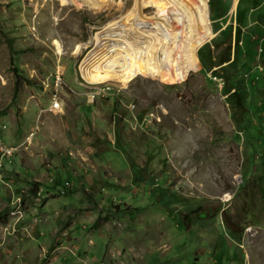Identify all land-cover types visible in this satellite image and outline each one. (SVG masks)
I'll list each match as a JSON object with an SVG mask.
<instances>
[{
    "label": "rangeland",
    "instance_id": "1",
    "mask_svg": "<svg viewBox=\"0 0 264 264\" xmlns=\"http://www.w3.org/2000/svg\"><path fill=\"white\" fill-rule=\"evenodd\" d=\"M245 1V40H253L236 77L217 71L227 60L222 46L170 96L139 77L126 88L110 82L121 93L91 104L79 86L87 84L80 62L94 34L134 0L105 13L0 0V139L18 148L0 181V252L15 258L33 247L43 264L65 252L79 264H264V92L248 85L264 86V8L252 12ZM56 72L68 86L63 111L38 123ZM240 103L249 111L241 114Z\"/></svg>",
    "mask_w": 264,
    "mask_h": 264
},
{
    "label": "bare ground",
    "instance_id": "2",
    "mask_svg": "<svg viewBox=\"0 0 264 264\" xmlns=\"http://www.w3.org/2000/svg\"><path fill=\"white\" fill-rule=\"evenodd\" d=\"M52 1L61 8L73 6L79 10L85 8L105 13L110 12L118 0ZM251 1L256 6L252 12L259 14L264 2L258 5L256 0ZM123 8L120 6L118 9L121 12ZM149 10L155 13H148ZM123 12L94 34V44L80 62L79 72L87 84L79 86L86 92L91 104L120 94V89L115 85L126 88L139 77L152 81L157 90L170 96L175 86L184 83L190 73L204 71L222 46L227 60L217 66V71L231 79L237 76L243 64V52L249 50L253 40H245L251 25L245 0H134L127 13ZM52 45L56 47L57 55L63 54L56 40H53ZM88 45L90 43L85 46ZM81 49L83 47L78 46L74 54L78 55ZM63 75L56 72L45 85L49 106L38 109V123L42 116L62 113V94L68 87ZM251 81L257 84L254 79ZM55 103L57 108H54ZM146 118L153 122L159 120L155 112H148ZM33 136L34 133H30L27 141L30 142ZM0 144L12 150L11 156L1 157L0 154V181H3L5 170L18 153V148L2 139ZM231 200L232 196L225 195L223 201L230 203ZM20 213V209L13 211L15 216ZM236 248L241 250L242 246Z\"/></svg>",
    "mask_w": 264,
    "mask_h": 264
},
{
    "label": "crops",
    "instance_id": "3",
    "mask_svg": "<svg viewBox=\"0 0 264 264\" xmlns=\"http://www.w3.org/2000/svg\"><path fill=\"white\" fill-rule=\"evenodd\" d=\"M80 142V141H79ZM9 254H12V252L6 251V252H0V264H43V261L41 259H38V256H40V252L35 248H29L25 253H23L21 250L16 253V257L19 255L21 257L19 258H12V256H7ZM60 257V259L54 260L51 264H79V262L76 259L71 258L66 252L62 253L61 255L57 256ZM94 260V259H91ZM45 264H49L46 262Z\"/></svg>",
    "mask_w": 264,
    "mask_h": 264
},
{
    "label": "trees",
    "instance_id": "4",
    "mask_svg": "<svg viewBox=\"0 0 264 264\" xmlns=\"http://www.w3.org/2000/svg\"><path fill=\"white\" fill-rule=\"evenodd\" d=\"M264 2V1H263ZM256 3H257V0H256ZM264 7H262L261 9H260V11L262 12V9H263ZM259 11V12H260ZM8 45H9V49H10V52L12 53V54H14V50L11 48L12 47V45H11V42L9 41V43H8ZM246 52H247V50H246ZM245 52V53H246ZM255 52L256 51H254V52H252L251 51V53L250 54H252V56L255 54ZM248 54H249V50H248ZM11 61H13L12 59H11ZM14 74H15V78H16V82H15V85H14V89H15V93L17 92V91H19L20 90V81H21V76H20V74H19V72H18V70L16 69V68H14ZM250 83L248 84L252 89L253 88H256V86H255V84H254V82L253 81H249ZM29 85H32L30 82H27ZM232 83H233V81L232 80H229V84H231L228 88H226V89H230L231 88V86H232ZM256 85H259L260 86V88L258 89V88H256V90H263V92H264V86H263V84H256ZM225 87H226V85H225ZM239 99V100H238ZM238 101L240 102V92L238 91V90H236V93H235V95H234V99H233V106H232V116L234 117V119H236L237 118V116H239V114L237 115V112H238V108H239V103H238ZM241 104V103H240ZM241 108H242V111H241V114H243L244 112H248L249 110H248V107L247 106H245L244 104H241ZM243 110H246V111H244L243 112ZM242 129L243 130H247V122L245 121L244 122V124H243V126H242ZM248 131V130H247ZM248 137L250 136L249 134L247 135ZM264 139V138H263ZM263 139H262V137H261V135H259L258 136V138H257V140H256V142L258 143V147H260V144H261V140L263 141ZM248 140V139H247ZM264 142V141H263ZM261 150H263V152H264V144H263V146H262V149ZM262 152V153H263ZM263 160H264V157H263ZM259 171L261 172V174L262 175H264V164H262L261 166H260V168H259ZM121 174H124V173H121ZM244 177V176H243ZM244 179H245V177H244ZM259 188H260V186H259Z\"/></svg>",
    "mask_w": 264,
    "mask_h": 264
},
{
    "label": "built area",
    "instance_id": "5",
    "mask_svg": "<svg viewBox=\"0 0 264 264\" xmlns=\"http://www.w3.org/2000/svg\"><path fill=\"white\" fill-rule=\"evenodd\" d=\"M57 104H54V108H57ZM0 154L1 157H5V156H11L12 155V150H8L6 148H4L1 144H0ZM2 168V163L0 161V169Z\"/></svg>",
    "mask_w": 264,
    "mask_h": 264
}]
</instances>
